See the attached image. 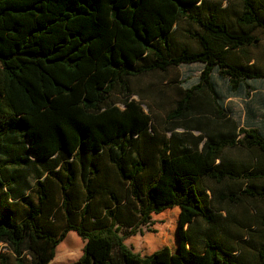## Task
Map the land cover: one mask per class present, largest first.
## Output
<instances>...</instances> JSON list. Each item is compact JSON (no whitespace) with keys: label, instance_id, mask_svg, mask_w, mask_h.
Returning a JSON list of instances; mask_svg holds the SVG:
<instances>
[{"label":"trees","instance_id":"obj_1","mask_svg":"<svg viewBox=\"0 0 264 264\" xmlns=\"http://www.w3.org/2000/svg\"><path fill=\"white\" fill-rule=\"evenodd\" d=\"M263 12L262 0H0V264H49L69 231L83 245L68 264H264V133L226 114L215 80L233 92L264 78L246 51ZM191 64L198 80L173 98L130 86ZM147 102L168 104L164 125ZM172 209L166 236L155 216Z\"/></svg>","mask_w":264,"mask_h":264},{"label":"rangeland","instance_id":"obj_2","mask_svg":"<svg viewBox=\"0 0 264 264\" xmlns=\"http://www.w3.org/2000/svg\"><path fill=\"white\" fill-rule=\"evenodd\" d=\"M262 2L264 4V0H262ZM257 35H259L261 37V39L264 38V32L263 31H257ZM262 64L264 65V58L262 60ZM200 69H201L200 64L180 65L177 67H170L167 70V72H165V73L151 72V73L143 74V75L138 76V77H133L129 80L130 86L134 92L140 93L141 91H143V92H145V93L147 92L149 94L150 93H156L158 91V89H160V90L163 89L165 91L167 98H173V97H175V90L173 87H170V86H172L173 84L181 85L184 87L192 85L193 83H195L198 80V75H199ZM215 80L217 83V87L220 90H224L225 89L224 81L222 79L217 78V77H215ZM134 98L137 99L136 96ZM148 98L151 100L150 97H148ZM144 103H146V102H144ZM147 103H149V104L151 103L153 106V109L151 111L153 119L159 125H161V126L164 125L163 121H164L165 113L169 108L168 104H165L164 106L158 108L155 104L156 102H147ZM230 105H231L233 111L235 112V114H238L240 112V109H241L240 102H230ZM143 107H144L145 111H148L145 104L143 105ZM25 173L27 174L28 181L29 182L33 181L36 171L33 168H29L25 171ZM17 207L21 208L22 206L20 204H18ZM176 212L177 211L175 209H172V210L166 211L163 214L155 216V218L161 224L160 225L161 228L166 232V233H164V235H166V236H167L168 231H172V228L174 225L173 219L175 218ZM242 222L243 223L245 222L244 218H242ZM156 236H157V234L153 235L154 240L157 239ZM74 238H76L75 241H74ZM72 242H76V248H74V250H72L73 253L71 255H65L64 249L62 248V243L70 244ZM127 242L134 244L136 246V250L138 249L141 251H143V250L146 251V249L143 247V245H144L143 240L138 236L129 239ZM166 242H168L167 239H166ZM166 242L163 241V243L156 245V248L161 247L162 244L165 245ZM82 245H83V241L76 234V232L75 231H69L67 233L66 237L57 246L55 256H54L53 260H51V264H56V263L68 264V263L75 262L82 253ZM52 261H53V263H52ZM9 264H13V258H10ZM49 264H50V262H49Z\"/></svg>","mask_w":264,"mask_h":264},{"label":"crops","instance_id":"obj_3","mask_svg":"<svg viewBox=\"0 0 264 264\" xmlns=\"http://www.w3.org/2000/svg\"><path fill=\"white\" fill-rule=\"evenodd\" d=\"M246 51L250 56L248 63L255 65L260 71L264 72V65L262 64L264 58V38L256 45L248 47ZM218 90L222 96L226 114L229 117L240 126H253L264 133V78L247 80L242 83V87L237 91H229L226 84L224 90H220L219 88ZM230 102H240L241 109L238 114H235ZM75 240L76 238H74Z\"/></svg>","mask_w":264,"mask_h":264}]
</instances>
